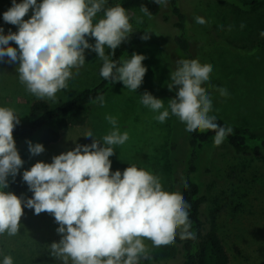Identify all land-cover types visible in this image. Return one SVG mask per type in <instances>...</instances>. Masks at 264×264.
<instances>
[{
  "label": "clouds",
  "instance_id": "clouds-1",
  "mask_svg": "<svg viewBox=\"0 0 264 264\" xmlns=\"http://www.w3.org/2000/svg\"><path fill=\"white\" fill-rule=\"evenodd\" d=\"M152 2L167 6L168 0ZM106 4L107 0H12L3 20L17 26L18 31L5 35L0 27V62L5 57L10 63L18 62L17 73L26 90L37 99L54 100L74 75L72 69L85 64V50L92 49L103 61L101 77L137 91L147 72L143 64L146 57L134 53L118 64L105 54L107 47L115 55L132 32L126 10L120 5L106 8ZM30 10L33 14L25 20ZM100 12L103 18L93 23ZM141 12L151 16L146 6H141ZM137 22L142 23V19ZM195 22L206 23L203 17H195ZM86 37L95 38V44ZM141 39H150L149 33ZM212 72L210 65L197 59L177 61L169 85L176 89V97L170 100L169 108L187 133L212 130L214 144L219 146L232 129L220 126L216 117L209 115L212 99L202 86L209 83ZM218 91L228 95L224 88ZM94 102L103 107V95ZM141 103L159 113L155 119L160 123L170 116L163 100L149 92L141 95ZM105 119L112 130L102 140L88 130L82 137L94 138L91 144H77L74 150L53 157L51 163L37 162L23 171L22 179L33 192L31 198L23 199L5 191L9 176L15 178L24 165L13 136L20 118L13 109L0 107V235L18 233L25 207L36 215L50 213L59 224L57 233L62 235L58 243L50 245L51 254L63 264L69 260L71 264H140L141 259H150L145 240L153 247H166L175 242L178 232L180 239L193 236L189 232L190 205L178 193L163 190L158 176L135 165L123 172L111 171L113 146L124 145L129 133H121L115 117ZM27 143L33 156L45 151L40 143ZM183 187L187 189V183ZM0 264H14L13 258L5 256Z\"/></svg>",
  "mask_w": 264,
  "mask_h": 264
},
{
  "label": "rangeland",
  "instance_id": "rangeland-1",
  "mask_svg": "<svg viewBox=\"0 0 264 264\" xmlns=\"http://www.w3.org/2000/svg\"><path fill=\"white\" fill-rule=\"evenodd\" d=\"M117 1L107 0L105 7H111ZM252 1L255 0H178L184 15L183 29L176 28L175 24L180 20L168 3L157 16L128 11L131 33L143 30L150 36L135 52L146 57L143 64L147 72L143 83L137 91H130L122 82H117L104 96L103 107L95 102L86 108V123L70 128L54 144L44 145L41 133L37 134L30 141L44 146L45 151L40 155H31L27 142L16 144L24 160L22 172L30 170L37 162L51 163L53 157L74 150L77 144H91L94 138L82 137L88 130L98 141L102 140L112 130L105 119L111 115L117 119L121 133H129V140L124 145L113 146L111 171L123 172L135 165L158 176L163 190L173 192L172 147L176 145L180 157L186 151L185 125L171 115L169 108L173 99L169 88L170 74L181 59H197L202 65L212 67L209 83L202 86L212 99L209 115H217L231 126L264 132V36H261L264 2L254 12L241 6ZM11 6L12 0H0V27L4 28L5 35L9 31H18L17 26L3 20V13ZM32 14L30 10L24 19H30ZM195 17H203L206 23H196ZM102 18L103 12H100L93 23ZM138 19H142V23H138ZM181 34L185 36L184 47L177 41ZM86 38L90 44H95V38ZM10 44L18 47L15 42ZM105 54L109 57L107 47ZM85 57L86 62L81 68L72 69L74 75L67 81V87L58 91L54 100L45 98L44 101L54 107L103 78L100 75L103 61L98 54L86 49ZM17 67L18 62L10 63L7 57L0 62V107L13 109L21 123L28 124L32 121L31 104L41 99L26 90L19 80ZM83 75L85 79L81 77ZM219 88L226 89L228 95L222 96ZM145 92L163 100L164 108L170 112L164 123L155 119L159 113L141 103V95ZM203 156L202 167L210 169L203 177L204 188L210 189L216 226L229 253L230 264H264V156L257 159L236 157L223 142L219 146H207ZM237 169L246 172L247 182L237 180ZM58 227L52 214L36 215L32 209L20 221L16 235L9 236L7 232L0 235V260L11 256L14 264H63L62 260L52 256L50 247L62 238L57 233ZM144 243L150 259H141L140 264H175L171 246L153 247L150 240Z\"/></svg>",
  "mask_w": 264,
  "mask_h": 264
},
{
  "label": "trees",
  "instance_id": "trees-1",
  "mask_svg": "<svg viewBox=\"0 0 264 264\" xmlns=\"http://www.w3.org/2000/svg\"><path fill=\"white\" fill-rule=\"evenodd\" d=\"M263 2L264 0H255L244 2L241 6L254 12ZM168 4L171 6L173 14L179 18L178 21L180 20L175 24L176 28L183 29L184 15L179 8L178 0H168ZM116 5L122 6L126 12H138L141 11V6H146L151 16L159 15L163 7V5L153 3L152 0H118L111 7ZM143 35V30L138 33H130L127 40L115 50V55H112V50L109 49V59L118 64L127 60L145 45V40L141 39ZM184 37V34H181L177 39L182 47L186 43ZM81 77L85 79L86 76ZM116 83L101 78L94 86L80 90L71 99L62 101L54 107L44 100L33 102L30 107L32 121L22 124L20 120L13 130L16 144L26 143L39 133H41V142L44 145L58 142L61 135L70 128L83 126L86 123L87 118L84 110L95 103L98 95H103V97L107 95ZM171 94L175 98L176 89H171ZM212 116L216 117L215 122L220 126L232 129L223 143L234 156L252 159L264 156V132L262 130L253 131L246 127L231 126L223 118L217 115ZM17 117L19 116L17 115ZM214 136L215 132L212 130L197 131L193 134L186 132V151L183 157L178 156L176 145L172 147L173 192L181 195L190 205L188 208L189 232L193 234L190 238L180 239L179 232L177 233L175 242L170 245L174 252L172 259L175 264H230L229 253L216 226L210 189L204 188L203 177L210 172V169L202 167L204 164L203 154L207 146L214 144ZM237 170V180L241 183L247 182L249 178L245 176L246 172L242 169ZM22 174L20 169V173L15 178L9 176V187L5 191L28 199L33 196V192L23 181ZM185 183L188 185L187 189L183 187ZM241 207L239 205V208ZM31 210L25 207L21 220Z\"/></svg>",
  "mask_w": 264,
  "mask_h": 264
}]
</instances>
